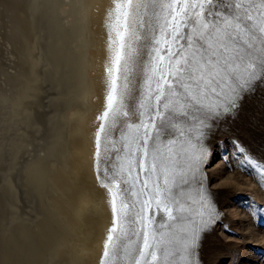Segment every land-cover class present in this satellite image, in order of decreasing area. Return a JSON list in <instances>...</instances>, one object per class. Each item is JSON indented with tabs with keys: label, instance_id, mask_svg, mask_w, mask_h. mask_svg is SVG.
I'll return each instance as SVG.
<instances>
[{
	"label": "snow or ice",
	"instance_id": "obj_1",
	"mask_svg": "<svg viewBox=\"0 0 264 264\" xmlns=\"http://www.w3.org/2000/svg\"><path fill=\"white\" fill-rule=\"evenodd\" d=\"M149 9L158 27L140 35L129 27L130 17L143 28L140 13L146 16ZM106 23L117 39L109 45L107 103L97 117L94 169L111 195L114 220L100 264H172L175 251L183 264H201L202 234L222 216L204 187V140L215 121L235 115L244 97L264 85V0H113ZM129 40L143 42L146 60L137 63L140 50ZM138 68L146 69L142 87L132 79ZM101 133L117 153L105 148L103 167ZM114 134L122 144L119 150ZM178 137L184 138L179 151L187 153L188 161L179 172L170 167ZM243 163L264 172V164L251 158ZM124 175L131 177L125 181L131 185V201L122 197L118 208L113 188H120ZM177 176L181 184L190 177L199 185L195 210L186 206L182 190L174 191Z\"/></svg>",
	"mask_w": 264,
	"mask_h": 264
},
{
	"label": "bare ground",
	"instance_id": "obj_2",
	"mask_svg": "<svg viewBox=\"0 0 264 264\" xmlns=\"http://www.w3.org/2000/svg\"><path fill=\"white\" fill-rule=\"evenodd\" d=\"M112 7L113 0H0V264H100L114 220L94 169L117 39L106 23ZM151 13L141 10L145 26ZM131 19L142 35L145 26ZM109 147L101 133V167ZM129 188L122 179L113 188L118 208L122 197L131 201Z\"/></svg>",
	"mask_w": 264,
	"mask_h": 264
},
{
	"label": "rangeland",
	"instance_id": "obj_3",
	"mask_svg": "<svg viewBox=\"0 0 264 264\" xmlns=\"http://www.w3.org/2000/svg\"><path fill=\"white\" fill-rule=\"evenodd\" d=\"M153 26L158 27V22L151 13L145 29ZM145 29H142V35ZM139 43L137 49L140 50V55L136 57L138 64L141 60L147 59L142 48L143 42L139 41ZM159 47L163 54L165 45L161 44ZM145 75L146 69L141 72L138 68L136 75L132 78L133 82L142 87ZM113 136L119 143L115 149H121L122 144L118 141V136L115 134ZM183 140V137H178L176 145L173 146L175 164L170 167L175 168L177 172L186 168L188 163L187 153L179 151ZM196 143L193 139L192 144ZM204 145L208 152L201 166L205 176L204 187L210 193L213 204L222 216L210 227V230L202 234L199 260L201 264H243L244 261L252 259L258 264L257 260H264V212L259 211L264 208V184L261 183L264 172L243 162L246 158H251L264 164V85L257 86L253 93L244 97L235 115L215 121L204 140ZM240 148L244 151L241 152ZM108 151L111 155L117 154L110 147ZM119 153L124 155L123 151ZM135 174L134 169L133 175ZM139 175L142 179L144 172L140 170ZM185 178L189 182L181 184L180 177H176L177 187L174 191L182 190L186 206L195 210L199 207L196 203L199 199L197 191L199 185L190 177ZM121 179L124 184L126 179L131 181V177L127 175L122 176ZM135 188L139 190V181L136 182ZM149 188H151V182ZM130 190L131 185L128 192ZM128 192L127 196L131 198ZM143 198L141 195L140 199ZM253 211H256L255 216L252 214ZM155 219L158 221L160 217L156 216ZM178 240L179 237L175 244L177 249L179 248ZM248 249L251 252L247 251ZM246 253L257 255L246 257ZM170 261L172 264H183L180 252L175 251Z\"/></svg>",
	"mask_w": 264,
	"mask_h": 264
}]
</instances>
